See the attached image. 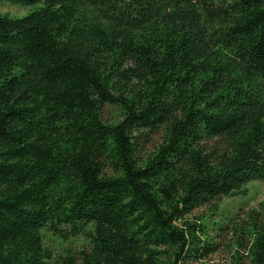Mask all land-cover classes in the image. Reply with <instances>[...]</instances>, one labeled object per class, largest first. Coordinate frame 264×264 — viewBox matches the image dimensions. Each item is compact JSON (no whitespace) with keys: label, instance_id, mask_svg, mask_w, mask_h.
<instances>
[{"label":"trees","instance_id":"obj_1","mask_svg":"<svg viewBox=\"0 0 264 264\" xmlns=\"http://www.w3.org/2000/svg\"><path fill=\"white\" fill-rule=\"evenodd\" d=\"M2 1L37 7L0 11V264L216 252L187 215L264 180V0ZM247 215L219 230L264 264V200ZM43 229L91 244L55 256Z\"/></svg>","mask_w":264,"mask_h":264},{"label":"rangeland","instance_id":"obj_2","mask_svg":"<svg viewBox=\"0 0 264 264\" xmlns=\"http://www.w3.org/2000/svg\"><path fill=\"white\" fill-rule=\"evenodd\" d=\"M37 6H26L20 4H13L10 2H0V11L8 13L13 17H22L35 9ZM103 118L108 122H116L121 119V111L116 106L106 105L103 111ZM162 140V135H156L152 143L146 145L145 152H149ZM248 193L246 195H239L234 197L223 196L217 200L219 210L212 215L211 205H205L194 210L192 214L187 215L188 219L196 220L195 216H202L205 219V224L209 233L215 237L218 244V250L211 253L207 257L192 261L190 264H235L237 261L234 257L235 251L238 249L236 245L237 235L233 234L232 230H219V223L228 226L241 224L246 218L247 213L252 208L258 207L259 203L264 200V180H256L247 184ZM214 222H216L214 224ZM70 234V231H66ZM45 245L50 248L55 256L65 255L68 252L78 254L81 250L88 248L91 244L89 235L82 232L76 236L69 235L65 237L60 233L55 234L47 229L42 230ZM243 252V251H242ZM244 253V252H243ZM246 254V253H244ZM246 255H244V260Z\"/></svg>","mask_w":264,"mask_h":264}]
</instances>
